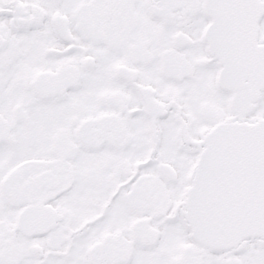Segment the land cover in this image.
Listing matches in <instances>:
<instances>
[{
    "label": "snow or ice",
    "instance_id": "snow-or-ice-1",
    "mask_svg": "<svg viewBox=\"0 0 264 264\" xmlns=\"http://www.w3.org/2000/svg\"><path fill=\"white\" fill-rule=\"evenodd\" d=\"M0 264H264V0H0Z\"/></svg>",
    "mask_w": 264,
    "mask_h": 264
}]
</instances>
